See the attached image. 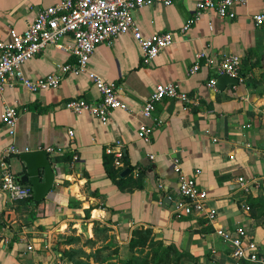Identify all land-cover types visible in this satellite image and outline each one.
<instances>
[{
    "label": "crops",
    "instance_id": "crops-1",
    "mask_svg": "<svg viewBox=\"0 0 264 264\" xmlns=\"http://www.w3.org/2000/svg\"><path fill=\"white\" fill-rule=\"evenodd\" d=\"M56 1L0 0V39H6L10 28L23 30L38 9ZM197 1L149 3L133 11L143 35L172 34V43L149 65L141 62L139 47L127 33L94 48L88 69L115 83L127 107L112 110L105 123L87 113L74 115L62 105L72 98L98 101L83 74L67 75L58 86L41 91L18 85L0 91V114L7 105L17 110L11 139L0 122V156L10 143L19 152L50 148L47 155L55 172L51 189L36 204L9 201L0 190V264H70L62 256L69 249L81 250L89 264H124L125 245L135 228L172 244L189 264H237L229 245L201 216L174 213L178 193L173 157L206 191V205L217 215L214 225L242 227L264 264V33L251 20L252 14L264 13V0L233 4L235 16L229 19L212 10L196 13ZM60 44L67 50L48 44L23 61V76L38 79L72 62L71 36L65 35ZM197 53L203 54L199 66L189 73ZM225 56L238 58L237 84L219 90L208 81L214 78V64ZM166 81L186 98H163L154 105V120L144 119L140 107L154 84ZM143 122L154 125L148 142L136 136ZM106 147L121 150L120 170L128 169V181L139 175V189H118L109 180L103 161L112 155ZM7 161L15 176L24 172L18 153L9 154ZM240 176L248 181L246 190L238 187Z\"/></svg>",
    "mask_w": 264,
    "mask_h": 264
},
{
    "label": "built area",
    "instance_id": "built-area-1",
    "mask_svg": "<svg viewBox=\"0 0 264 264\" xmlns=\"http://www.w3.org/2000/svg\"><path fill=\"white\" fill-rule=\"evenodd\" d=\"M172 0H57L54 4L38 9L30 23L21 31L8 29L6 39H0V91L4 86L18 85L28 92H36L58 86L60 80L69 75L76 77L85 75L99 95L96 103H89L81 98H72L62 103L63 107L74 115L87 113L99 122L105 123L110 112L114 109L127 111V107L120 100L115 83L103 80L97 73L88 69V61L94 48L103 42H111L115 37L129 34L137 43L141 62L149 65L158 52L172 43L170 32H154L143 35L133 19V11L146 4L168 5ZM233 4L244 5L245 0H198L195 3L196 13L204 10H212L219 18H232L235 16L232 10ZM254 25L262 27L264 13L251 15ZM190 21L181 26L184 31ZM72 38V46L68 49L73 56V61L57 66V71H51L38 79H28L23 76L20 66L23 61L35 56L43 48L52 44L61 50H67L61 39L65 35ZM202 53L195 55V62L191 65L189 73L198 68V59ZM204 63L209 65L211 61L205 58ZM238 58L225 56L212 67L214 78L226 74L237 78ZM214 78L208 81L214 84ZM163 98H175L184 100L185 94L177 89L171 81L157 82L150 91L147 99L140 107L139 113L144 119L154 120L152 112L156 102ZM17 110L7 105L0 114V122L6 129L7 136L11 139L14 135ZM153 123H141L137 126V139L148 142L153 131ZM118 147V142H115ZM46 152L50 148H44ZM106 153L112 155L113 165H121V150L112 147L105 148ZM19 153L18 149L10 143L5 153L0 156V190L9 201L22 200L31 197V188L16 180L11 172L7 157L9 154ZM172 169L177 176V200L174 202V213L180 215L201 216L207 224L211 225L213 232L221 241L230 247L229 256L235 263L240 261L260 264L262 258L255 242L249 240L242 227L233 230L214 225L217 218L216 212L207 207V194L199 187L193 175H185L179 159H171ZM238 187L246 190V181L243 177H237ZM245 209L248 207L245 205Z\"/></svg>",
    "mask_w": 264,
    "mask_h": 264
},
{
    "label": "water",
    "instance_id": "water-1",
    "mask_svg": "<svg viewBox=\"0 0 264 264\" xmlns=\"http://www.w3.org/2000/svg\"><path fill=\"white\" fill-rule=\"evenodd\" d=\"M264 33V24L262 26ZM237 78L221 74L214 80V87L222 90L225 85H236ZM18 159L23 164L24 172L18 173L15 177L20 183H29L31 188V199L38 202L45 197L47 192L51 189L54 169L53 165L48 159L47 152L44 148L29 149L18 153ZM40 172L42 179L40 180ZM128 169H123L119 173V177L127 174ZM166 199L163 198L165 203Z\"/></svg>",
    "mask_w": 264,
    "mask_h": 264
},
{
    "label": "trees",
    "instance_id": "trees-1",
    "mask_svg": "<svg viewBox=\"0 0 264 264\" xmlns=\"http://www.w3.org/2000/svg\"><path fill=\"white\" fill-rule=\"evenodd\" d=\"M120 160H123V162H124V155L122 153H121ZM103 163H104L106 176L109 178V180L118 189H123L124 187H127L129 185L139 189V187H140L139 175L136 176L135 180L128 181L129 175L125 176V177H119V173L121 171L120 167H115L113 165V160H112L111 156L106 161H103ZM127 183H129V184H127ZM24 200H25V202L36 204V202H34L31 199V197L24 199ZM147 241L148 242L150 241V242L156 244L157 247L160 248L159 252L154 255V257H156L157 260H160V258H162V257L165 258V260H166L171 251H173L174 253H178L175 260H177L181 254V252L177 248H175V246H173L172 244H163V243H161V241L153 240L150 237V231L148 229H137V228H135L132 230L131 237H130L129 241L126 243L125 249H124L127 264H129L131 259H132V256H133L132 250L136 249V248L143 247ZM62 256L70 258V252L69 251H63ZM128 259H129V261H128ZM242 262L245 264V261H242ZM141 264H147L146 259H143ZM254 264H256V263H254Z\"/></svg>",
    "mask_w": 264,
    "mask_h": 264
},
{
    "label": "rangeland",
    "instance_id": "rangeland-1",
    "mask_svg": "<svg viewBox=\"0 0 264 264\" xmlns=\"http://www.w3.org/2000/svg\"><path fill=\"white\" fill-rule=\"evenodd\" d=\"M105 232H102L103 234ZM107 233L105 234V238H107ZM99 249V248H98ZM115 248H112L111 252H114ZM160 248L157 247L156 244L152 242H146L145 245L141 248H136L132 250L133 256L129 264H141L143 259H146L147 264H189L187 263L183 257H178L177 260L175 258L177 257L178 253H174L173 251L170 252L169 256L165 260V258H160V260H157L156 257H154L155 254L159 252ZM70 252V258L66 257V260L70 264H89L88 259L82 255V251L78 253L76 249H69L67 250ZM97 251V249H96ZM129 261V259H128ZM124 264L126 263V260H123Z\"/></svg>",
    "mask_w": 264,
    "mask_h": 264
}]
</instances>
